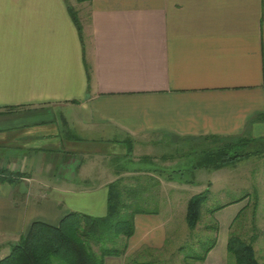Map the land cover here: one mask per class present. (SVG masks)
<instances>
[{"label": "crops", "instance_id": "obj_1", "mask_svg": "<svg viewBox=\"0 0 264 264\" xmlns=\"http://www.w3.org/2000/svg\"><path fill=\"white\" fill-rule=\"evenodd\" d=\"M232 140L264 142V0H0V238L105 215L149 145ZM171 219L137 214L104 264L166 250Z\"/></svg>", "mask_w": 264, "mask_h": 264}, {"label": "rangeland", "instance_id": "obj_2", "mask_svg": "<svg viewBox=\"0 0 264 264\" xmlns=\"http://www.w3.org/2000/svg\"><path fill=\"white\" fill-rule=\"evenodd\" d=\"M235 147L246 156L221 166L228 167L222 170L206 165L211 154L220 159L221 151L233 152L231 148ZM139 153L146 154V160H126L125 164L159 168L139 175L140 182L150 183L140 205L145 210L170 215L172 221L168 225L173 234L166 250H142L131 255L128 264L133 263V257L142 264H202L203 261H186L185 255L192 249L201 253L200 240L209 237L217 238L213 248L223 253V257L226 253L225 264H228L227 242L232 234L251 243L258 262L264 264V142H249L245 146L224 141L152 144ZM0 175L4 174L0 171ZM130 180L134 179L128 177L127 181ZM205 192L207 200L202 204L195 228H191L187 219L189 204ZM125 242L126 238L120 237L115 246L123 248ZM13 244L0 238V258L9 254Z\"/></svg>", "mask_w": 264, "mask_h": 264}, {"label": "trees", "instance_id": "obj_3", "mask_svg": "<svg viewBox=\"0 0 264 264\" xmlns=\"http://www.w3.org/2000/svg\"><path fill=\"white\" fill-rule=\"evenodd\" d=\"M80 2L87 0H78ZM80 33L82 28L78 18L73 16ZM238 146H245L249 141H224ZM230 146V145H229ZM235 147L221 151L220 159L211 154L206 165L215 168L227 165L246 154ZM231 152V153H230ZM203 166V165H202ZM1 182H13L12 172L1 171ZM21 176L16 173V176ZM136 176L134 181L117 179L110 183L108 191V210L103 216H94L77 211L68 213L58 225L42 221L34 222L28 233L11 246L9 254L0 258V264H104L108 256H123L128 242L135 232V217L140 213H156V210H145L141 207L142 195L148 191L150 183H142ZM152 179V178H151ZM207 200V193L199 194L189 204L187 219L189 226L195 228L200 218L202 204ZM219 208V207H218ZM120 237L126 238L123 248L115 246ZM201 253L192 249L186 253V261H204L208 252L216 245L217 238L209 237L200 240ZM200 246V245H199ZM229 253L228 264H260L254 247L240 236L231 235L227 242ZM184 251V247H180ZM131 257L127 258L128 259ZM131 259L132 264H142ZM126 261V264L128 262ZM191 264V263H189Z\"/></svg>", "mask_w": 264, "mask_h": 264}]
</instances>
